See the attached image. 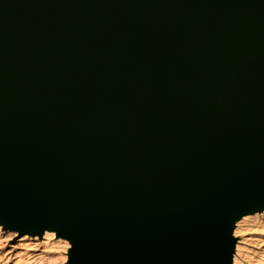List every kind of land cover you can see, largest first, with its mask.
Here are the masks:
<instances>
[{
  "label": "water",
  "instance_id": "95a60500",
  "mask_svg": "<svg viewBox=\"0 0 264 264\" xmlns=\"http://www.w3.org/2000/svg\"><path fill=\"white\" fill-rule=\"evenodd\" d=\"M263 211L264 0H0V226L230 264Z\"/></svg>",
  "mask_w": 264,
  "mask_h": 264
},
{
  "label": "rangeland",
  "instance_id": "374dc122",
  "mask_svg": "<svg viewBox=\"0 0 264 264\" xmlns=\"http://www.w3.org/2000/svg\"><path fill=\"white\" fill-rule=\"evenodd\" d=\"M59 233V232H58ZM232 264H264V211L237 220ZM75 236H23L0 226V264H70Z\"/></svg>",
  "mask_w": 264,
  "mask_h": 264
},
{
  "label": "bare ground",
  "instance_id": "6f19581e",
  "mask_svg": "<svg viewBox=\"0 0 264 264\" xmlns=\"http://www.w3.org/2000/svg\"><path fill=\"white\" fill-rule=\"evenodd\" d=\"M234 227V226H233ZM47 232H54V233H56L57 235H59V233H58V231H47ZM47 232H45V233H47ZM18 234H19V232H17ZM45 235V234H44ZM72 236H75L73 233L71 234ZM70 235V236H71ZM26 236H29V235H26ZM70 236H68V237H70ZM43 237V236H42ZM232 262H233V257H231V261H230V264H232Z\"/></svg>",
  "mask_w": 264,
  "mask_h": 264
}]
</instances>
